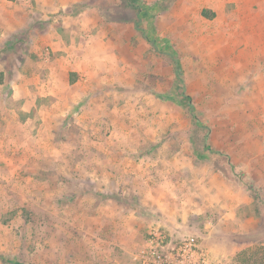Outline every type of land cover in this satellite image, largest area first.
<instances>
[{
	"label": "rangeland",
	"instance_id": "obj_1",
	"mask_svg": "<svg viewBox=\"0 0 264 264\" xmlns=\"http://www.w3.org/2000/svg\"><path fill=\"white\" fill-rule=\"evenodd\" d=\"M256 1L0 0V264H264Z\"/></svg>",
	"mask_w": 264,
	"mask_h": 264
},
{
	"label": "built area",
	"instance_id": "obj_2",
	"mask_svg": "<svg viewBox=\"0 0 264 264\" xmlns=\"http://www.w3.org/2000/svg\"><path fill=\"white\" fill-rule=\"evenodd\" d=\"M140 264H211L207 252L191 241H182L168 249L164 236L150 230L149 237L133 254Z\"/></svg>",
	"mask_w": 264,
	"mask_h": 264
},
{
	"label": "trees",
	"instance_id": "obj_3",
	"mask_svg": "<svg viewBox=\"0 0 264 264\" xmlns=\"http://www.w3.org/2000/svg\"><path fill=\"white\" fill-rule=\"evenodd\" d=\"M8 1H15V0H8ZM143 12H144V10H143ZM174 62L176 63V79H177V81H181V77H180L181 70L178 66L177 61L175 60ZM181 95H182V98L176 100V102H178L179 104H182V102H185L188 106H190L189 101H188V97L186 95H184L183 93H181ZM190 108H191V106H190ZM190 110H192V108ZM14 264H18V263L15 262Z\"/></svg>",
	"mask_w": 264,
	"mask_h": 264
},
{
	"label": "crops",
	"instance_id": "obj_4",
	"mask_svg": "<svg viewBox=\"0 0 264 264\" xmlns=\"http://www.w3.org/2000/svg\"><path fill=\"white\" fill-rule=\"evenodd\" d=\"M227 2H230L232 0H226ZM239 1V0H238ZM249 1V0H247ZM256 3H258L260 5V8L263 9L264 8V0H257ZM264 13V10H263ZM264 15V14H263Z\"/></svg>",
	"mask_w": 264,
	"mask_h": 264
}]
</instances>
